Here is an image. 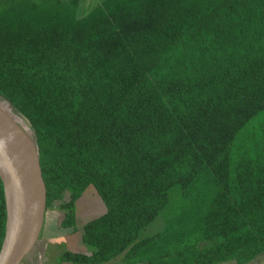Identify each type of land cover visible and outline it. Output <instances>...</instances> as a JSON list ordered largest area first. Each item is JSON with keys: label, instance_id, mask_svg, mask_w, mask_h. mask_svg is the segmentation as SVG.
I'll use <instances>...</instances> for the list:
<instances>
[{"label": "trees", "instance_id": "obj_1", "mask_svg": "<svg viewBox=\"0 0 264 264\" xmlns=\"http://www.w3.org/2000/svg\"><path fill=\"white\" fill-rule=\"evenodd\" d=\"M79 3L0 0V99L30 124L46 210L75 233L88 186L105 205L80 228L90 253L60 262L264 254V0ZM5 222L0 180V248Z\"/></svg>", "mask_w": 264, "mask_h": 264}, {"label": "water", "instance_id": "obj_2", "mask_svg": "<svg viewBox=\"0 0 264 264\" xmlns=\"http://www.w3.org/2000/svg\"><path fill=\"white\" fill-rule=\"evenodd\" d=\"M17 115L30 126L24 116ZM0 180L6 211L0 264H21L40 237L46 211V188L28 130L1 107ZM256 259L250 263H255Z\"/></svg>", "mask_w": 264, "mask_h": 264}, {"label": "rangeland", "instance_id": "obj_3", "mask_svg": "<svg viewBox=\"0 0 264 264\" xmlns=\"http://www.w3.org/2000/svg\"><path fill=\"white\" fill-rule=\"evenodd\" d=\"M101 1L102 0H80L77 9L78 15L83 16L87 14ZM0 107L7 112L14 121L27 129L25 123L19 118L17 112L10 106L8 101L0 99ZM67 197L68 196L65 194V200H67ZM178 202V193L172 191L170 206H168L165 211H169L171 207ZM57 204H55L56 208L58 206ZM56 208L45 211L43 225L47 217L46 219H48L49 222L47 229L41 230L39 240L33 250L22 260L21 264H61L60 254L65 250L82 254L90 253L91 249L81 242L79 229L90 219L105 212V205L97 196L93 186H88L76 202V233H68V230L63 231L58 228V224L63 216ZM162 214L164 215V212L160 213L153 222L141 230L139 239L151 236L163 230L164 219ZM48 229L50 230L48 231ZM72 234H74L75 237L77 236L78 241L73 239ZM257 258L259 259L257 260V264H264V254ZM123 259V255H120L103 264H131L129 261Z\"/></svg>", "mask_w": 264, "mask_h": 264}, {"label": "crops", "instance_id": "obj_4", "mask_svg": "<svg viewBox=\"0 0 264 264\" xmlns=\"http://www.w3.org/2000/svg\"><path fill=\"white\" fill-rule=\"evenodd\" d=\"M62 216H63V214H62ZM47 218V217H46ZM45 218V223H44V225H43V228H42V231L44 230V229H47V225H48V219H46ZM58 218V217H57ZM46 221H47V223H46ZM50 221V220H49ZM60 223V222H59ZM85 224V223H84ZM59 225V224H58ZM50 229H48V231H49ZM81 230L79 229V234H80V238H81V232H80ZM76 233V232H75ZM72 236H73V239H75V240H77L78 238H77V236L75 237L74 236V234H72ZM78 241V240H77ZM81 242H82V239H81ZM256 260H259L258 258L256 259ZM61 264H69V263H61ZM71 264V263H70ZM222 264H236L234 261H230V262H226V263H222ZM248 264H250V263H248ZM254 264H257V261L254 263Z\"/></svg>", "mask_w": 264, "mask_h": 264}, {"label": "flooded vegetation", "instance_id": "obj_5", "mask_svg": "<svg viewBox=\"0 0 264 264\" xmlns=\"http://www.w3.org/2000/svg\"><path fill=\"white\" fill-rule=\"evenodd\" d=\"M250 264H254V263H250Z\"/></svg>", "mask_w": 264, "mask_h": 264}]
</instances>
